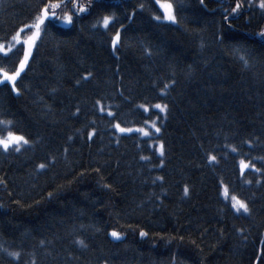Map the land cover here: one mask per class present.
Masks as SVG:
<instances>
[{"label": "trees", "instance_id": "16d2710c", "mask_svg": "<svg viewBox=\"0 0 264 264\" xmlns=\"http://www.w3.org/2000/svg\"><path fill=\"white\" fill-rule=\"evenodd\" d=\"M164 1L175 24L155 0H0V44L48 4L72 16L42 24L19 94L0 85V136L29 141L0 148V264H264V9Z\"/></svg>", "mask_w": 264, "mask_h": 264}, {"label": "snow or ice", "instance_id": "6c2138e0", "mask_svg": "<svg viewBox=\"0 0 264 264\" xmlns=\"http://www.w3.org/2000/svg\"><path fill=\"white\" fill-rule=\"evenodd\" d=\"M155 2L160 6V9H162L163 16H164L165 20L170 21L172 23L177 22L176 16L174 14V8H173V5L171 3L164 2V0H155ZM60 6L61 5L59 3L48 4L42 9L41 15L36 17V23L26 26V27H29V28H32L35 30L28 37L27 40L20 41V39H19L20 33H23L25 30L24 28H21L19 30V32L17 33V35L13 37V39L17 40L18 43L22 42L24 45H26V47L24 48V51H23V59L19 62L18 68L11 74L8 73L7 71H5L4 69L0 68V85H3L7 81L11 85L12 90L17 92V94H19V90L16 88V81H17V78L20 77L21 73L25 70V67L28 63L29 57L31 56L32 48L35 46V42L40 36L41 25L44 24L45 21L50 19V18L62 19L65 23H68V24L72 23V16L71 15L65 14L63 17H59L56 15V12L54 11V9L59 8ZM74 6L76 7V10L78 12L86 11V9L84 7H80L78 5H74ZM141 7H143V6H141ZM239 7H240V5L237 4L236 8H239ZM259 7L264 9V0H260ZM50 9H53V11H51V14H50ZM155 19L160 20L161 17L157 16V17H155ZM110 21H111L110 17H104L103 18V26L105 28H107L109 26ZM261 35L264 36V33H261ZM119 40H120V34L117 33L116 36L114 37L113 41H112L113 48H115L116 43ZM8 51H10V49H8ZM0 52H5V47L3 44H0ZM5 54H7V53L5 52ZM84 79H87V77H85ZM78 83H79V81H78ZM155 107L157 109H160L161 111H164V112L167 111V105L162 106L160 104H156ZM101 110H103V109H101ZM108 114L112 115L111 112H109ZM0 123H4V122H0ZM115 127L119 128V130L121 132L133 131V129L120 128L119 124L115 125ZM152 127L155 128L156 132L160 131V129L158 127H156L155 124H153ZM136 131H140L146 136L149 135V133L146 132L144 129H137ZM28 143H29L28 139H26L24 136L15 135L10 130L7 132L6 136H0V147H2L5 151H7L9 148H13L15 151H20V147L22 145L28 144ZM232 151H236V149L233 148ZM159 152H160L161 156H164V145L163 144H160ZM142 159H148V158L142 157ZM210 160L216 161L217 158H216V156H211ZM240 165H241V171L242 172L244 169H247L249 167V164L245 163L243 160L240 161ZM44 167H45L44 164L40 165V168H44ZM257 171H259V170L257 169ZM249 183H251V182L249 181ZM187 192H188V189L185 188V194H187ZM223 194H224L226 199L230 198V200L232 201V207L235 208V210L237 212H240L241 210H243L244 213L249 212L248 205L245 202L239 200L235 196H229V191H228L227 187L224 188ZM110 235L112 237H114L116 240L121 239V234L118 232L113 231L110 233ZM140 235L146 236L147 233L141 232ZM80 243L83 244V241H80ZM15 255L18 256V254H15Z\"/></svg>", "mask_w": 264, "mask_h": 264}, {"label": "rangeland", "instance_id": "374dc122", "mask_svg": "<svg viewBox=\"0 0 264 264\" xmlns=\"http://www.w3.org/2000/svg\"><path fill=\"white\" fill-rule=\"evenodd\" d=\"M164 2H167V3H171V2H169V1H164ZM159 6V5H158ZM159 8H160V6H159ZM161 11H162V9H161ZM163 13V12H162ZM162 21H164V22H167V23H172V22H170V21H167V20H165L164 19V16H163V18H162ZM172 24H175V23H172ZM42 26V25H41ZM35 31V30H34ZM40 32H41V28H40ZM17 35V34H16ZM15 35V36H16ZM260 37H263L264 38V36H262L261 34L259 35ZM40 37V36H39ZM19 39H20V41H22V39H21V33H20V35H19ZM39 39V38H38ZM38 39L36 40V42L38 41ZM36 42H35V45H36ZM18 44H20V43H18L17 42V40H14L13 38H12V40L10 41V42H8V43H6V44H3L4 45V47H5V52L7 53V54H5V52H0V54H2V55H8L10 52H12L13 50H14V48L18 45ZM25 47H26V45H24ZM34 48H35V46L32 48V52H31V56L29 57V60H28V63H29V61H30V59H31V57H32V53H33V51H34ZM8 49H10V51H8ZM28 63H27V65H28ZM27 65H26V67H27ZM26 67H25V69H26ZM25 71V70H24ZM23 71V72H24ZM22 72V73H23ZM21 73V74H22ZM19 78V77H18ZM17 78V79H18ZM5 83H8L7 81L5 82ZM146 110H148V109H146ZM121 128V127H120ZM137 129H141V128H133V131H131V132H140V131H136ZM117 131H118V133H120V134H127V133H131V132H121L120 130H119V128H117ZM140 133H142V132H140ZM143 134V133H142ZM144 135V134H143ZM25 145H27V144H24V145H22L20 148H22L23 146H25ZM0 148H2V147H0ZM3 149V148H2ZM10 149V148H9ZM223 192H224V190H223ZM235 209V208H234ZM237 212V211H236ZM240 212H243V210H241Z\"/></svg>", "mask_w": 264, "mask_h": 264}]
</instances>
